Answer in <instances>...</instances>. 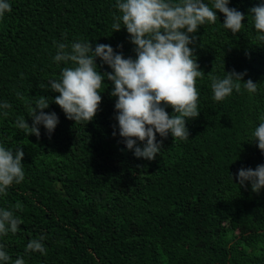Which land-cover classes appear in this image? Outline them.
<instances>
[{"label": "trees", "instance_id": "trees-1", "mask_svg": "<svg viewBox=\"0 0 264 264\" xmlns=\"http://www.w3.org/2000/svg\"><path fill=\"white\" fill-rule=\"evenodd\" d=\"M8 2L11 12L0 18V146L22 147L25 178L0 194V209L22 220L16 233L0 235L10 257L0 264H264V189L239 187L235 177L264 165L252 135L264 122V42L249 16L264 0H229L245 16L235 35L220 13L194 33L190 47L205 74L196 81L200 113L186 121V140L157 134L161 151L151 161L137 159L119 136L111 82L103 81L91 122L74 123L53 103L59 94L49 82L71 66L54 60L58 44H106L135 59L126 29L112 28L117 0ZM231 70L246 71L241 83L250 78L257 91L242 86L216 101L212 77ZM40 96L59 119L51 136L43 125L39 137L16 126L17 117L31 126L29 108ZM41 236L46 252H26Z\"/></svg>", "mask_w": 264, "mask_h": 264}, {"label": "clouds", "instance_id": "clouds-1", "mask_svg": "<svg viewBox=\"0 0 264 264\" xmlns=\"http://www.w3.org/2000/svg\"><path fill=\"white\" fill-rule=\"evenodd\" d=\"M228 5L229 0H117L115 7L119 15L113 16L112 28L114 32L126 29L134 46L135 59L125 58L122 52H115L111 45L106 44H97L93 50L89 42H75L71 44L70 51H67L69 45L58 44L54 60L71 66L62 69L59 80L49 82L52 92L59 94L53 103L68 120L91 122L99 110L103 81L111 82L114 88L110 96L116 98L114 108L119 136L137 159L154 160L162 146V140L158 142L156 139L157 134L162 139L170 134L173 139L186 140L190 135L186 121L200 113L196 81L205 74L197 63L195 49L190 47L199 39L194 33L206 22L217 23V13L224 16L221 26L234 35L244 26V14ZM9 12L11 5L8 0H0V18ZM249 13L258 33L256 39L264 42V4L251 8ZM97 58L111 72L98 71ZM245 75L246 71L238 73L231 70L223 79L212 77L214 99L222 101L231 95L233 89L240 92L242 86L255 93L258 84L252 79L241 83ZM2 107L10 108L11 105L4 103ZM48 107V97L40 96L36 106L29 108L31 126L21 117H17L16 126L39 137L38 126L43 125L51 136L59 119L56 113L44 111ZM166 107L173 110L172 115L165 111ZM252 135L258 149L264 153V122L259 123ZM137 142H141L143 147ZM23 156L22 147L13 151L0 146V194L6 195V190L14 182L19 184L24 180ZM235 177L239 187L250 184L254 193L264 189V165L255 169L241 167ZM20 207L19 203L15 205L16 209ZM21 223L13 211L0 209V235H7L9 231L16 233ZM43 239L42 236L32 239L25 251L44 254ZM9 259L0 250V261ZM14 264H24V260L18 258Z\"/></svg>", "mask_w": 264, "mask_h": 264}]
</instances>
